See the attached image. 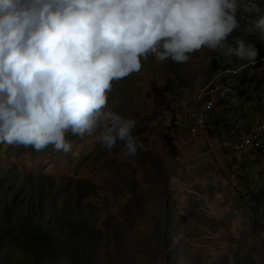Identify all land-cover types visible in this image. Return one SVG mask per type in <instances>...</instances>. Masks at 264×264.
<instances>
[{"label": "rangeland", "instance_id": "1", "mask_svg": "<svg viewBox=\"0 0 264 264\" xmlns=\"http://www.w3.org/2000/svg\"><path fill=\"white\" fill-rule=\"evenodd\" d=\"M257 3L264 7V0ZM258 18L239 13L241 29L229 36L230 42L239 36L253 44L254 61L207 49L192 53L185 63L161 62L150 54L142 58L140 72L112 82L108 106L137 121L133 134L144 149L136 157L123 158L119 145L107 151L95 134L81 139L66 133L72 143L68 153L52 145L37 151L0 141V264H264V146H259L264 138L257 149L239 154L250 123L264 122V109L260 116L233 121L235 128L225 136L230 145L219 136L205 139L218 112L208 111L210 125L203 132L190 121L193 138L207 142L201 154L207 160L190 173L182 156L169 159L175 149L165 139L176 141L185 122L173 108L182 115L211 101L223 103L209 85L225 69L232 70L234 89L255 84L240 98L239 109L253 106L249 95L264 97V58L259 57L264 56V34L242 31ZM203 92L211 96L197 104ZM191 134L189 129L181 136ZM218 143L223 146L212 150ZM221 152L249 159L251 169L245 166L235 175L228 161L218 159Z\"/></svg>", "mask_w": 264, "mask_h": 264}, {"label": "clouds", "instance_id": "2", "mask_svg": "<svg viewBox=\"0 0 264 264\" xmlns=\"http://www.w3.org/2000/svg\"><path fill=\"white\" fill-rule=\"evenodd\" d=\"M241 12L259 15L245 35L264 34L257 0H0V141L68 153L66 133L95 134L107 151L136 157L137 121L108 106L112 82L150 54L185 63L207 49L254 61L253 44L229 41Z\"/></svg>", "mask_w": 264, "mask_h": 264}, {"label": "crops", "instance_id": "3", "mask_svg": "<svg viewBox=\"0 0 264 264\" xmlns=\"http://www.w3.org/2000/svg\"><path fill=\"white\" fill-rule=\"evenodd\" d=\"M249 88L250 86L248 85L245 95L243 94L242 96L232 97L219 105L218 114H217L218 117L212 119L209 133L205 136V139L208 138V135L211 137L219 136L220 138L217 139H222L226 144L230 145V143L227 141L228 139H225V136H228L227 134L229 131V127L227 126L229 125V123H230V127H232L231 125L233 124V121L236 118H243L246 114H251L256 116H260L262 114V112L260 111L264 109V97H262V95L259 94H256L255 96L249 95V98H246L247 100L253 102V106H252L253 108L250 107L248 111H245L244 108L239 109L238 107L239 100L243 103V100L240 98L245 97L247 94H251L253 92V90ZM207 96H211V95L206 94V92L201 93V95L197 97L196 103L199 104L200 102L199 100H202L203 97H207ZM249 104L250 102H245L243 106H247ZM189 129L191 130L192 133L191 135H186V137L184 136L176 137V141L174 140L175 150L174 151L170 150L171 156H169V159H175L176 155L182 156L185 159L186 164L184 166H185V170H187L188 173H190L189 171L190 169L191 170L200 169L201 165L203 166L205 161L207 160L201 158V154L203 150L206 149L207 142L203 137L200 138L201 136L197 138H193L196 135V133L192 132L193 125H190ZM232 130L233 128L230 131ZM155 138L157 139L158 136H155ZM205 154L208 157H211V155H208L207 152ZM236 157H237L236 155H230L228 153L221 152V155L218 157V159H222V161L225 160L228 161V163L232 165L229 166L231 167L235 175L241 174L245 166H248L249 170L251 169V167L248 164V162L250 161L249 159H237ZM257 158H260V156H258ZM233 159L236 160V163H233L234 162ZM258 167L259 166L256 165V168ZM230 174L233 175L232 173Z\"/></svg>", "mask_w": 264, "mask_h": 264}, {"label": "bare ground", "instance_id": "4", "mask_svg": "<svg viewBox=\"0 0 264 264\" xmlns=\"http://www.w3.org/2000/svg\"><path fill=\"white\" fill-rule=\"evenodd\" d=\"M232 70L225 69L222 71L218 76L210 83L209 87L211 91L215 94V97L219 101H227L228 99L236 96H240L243 91H247V86L249 85L251 89L255 87V84L253 82L247 84V85H239L236 89H234V85L232 81H230V78L232 76ZM249 88V89H250ZM249 91V90H248ZM181 102L183 103V100L180 99ZM219 106L215 103V101H211L208 103L206 108H195L192 110L184 111L181 113V110L178 109L177 107L173 108V115L176 116L177 118H182V120L187 121V120H198L201 119L205 114V119L203 121V129L206 131L210 125V113L208 112L209 110H212L214 114L218 112ZM183 111V110H182ZM162 118L158 119L155 121L154 126H158L162 122ZM194 125V130L199 131L197 129V121H191ZM241 123V122H240ZM240 124L238 123L237 126ZM235 128V127H233ZM153 132V127L146 131V134H151ZM244 140H245V147L244 150L241 151L239 154H244L245 151L249 150H255L257 149L258 144L262 141L264 138V122H251L249 129L247 132L244 134ZM223 146L222 143L218 144H212V150L215 148H221ZM238 148H242L239 145H237Z\"/></svg>", "mask_w": 264, "mask_h": 264}, {"label": "built area", "instance_id": "5", "mask_svg": "<svg viewBox=\"0 0 264 264\" xmlns=\"http://www.w3.org/2000/svg\"><path fill=\"white\" fill-rule=\"evenodd\" d=\"M205 115L201 119H198V120H187L185 122H180V129H178L177 135L181 136V134H187V131L189 130L190 121H197V129H199V132H203L204 131L203 121L205 119ZM227 127H229V130L233 128V127H230V123ZM259 146H261V149H262L264 144H259Z\"/></svg>", "mask_w": 264, "mask_h": 264}, {"label": "trees", "instance_id": "6", "mask_svg": "<svg viewBox=\"0 0 264 264\" xmlns=\"http://www.w3.org/2000/svg\"><path fill=\"white\" fill-rule=\"evenodd\" d=\"M259 57H260V59H263L264 58V56H263V54L262 53H260L259 54ZM168 88H170L169 90H172V89H174V88H176V87H174L173 86V84L171 83V81H169L168 80ZM172 87V88H171ZM167 88V89H168ZM176 91V89L175 90H172V91H170V92H175ZM244 95H245V93H244ZM165 139H166V141L168 142V144L171 146V147H174V138L172 137V136H167L166 135V137H165ZM174 149H175V147H174Z\"/></svg>", "mask_w": 264, "mask_h": 264}]
</instances>
